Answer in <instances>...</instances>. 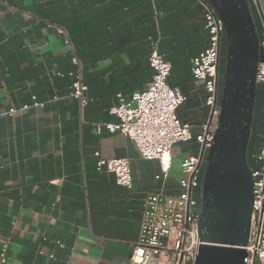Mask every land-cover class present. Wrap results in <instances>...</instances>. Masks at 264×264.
I'll return each mask as SVG.
<instances>
[{"label":"crops","instance_id":"crops-1","mask_svg":"<svg viewBox=\"0 0 264 264\" xmlns=\"http://www.w3.org/2000/svg\"><path fill=\"white\" fill-rule=\"evenodd\" d=\"M205 1L0 0V250L9 239L10 261L125 264L131 258L145 195L162 187L179 192L182 161L200 153L198 136L211 118L208 89L192 73L193 59L210 41ZM250 5L262 35L264 0ZM154 42L171 63L170 84L188 96L177 113L193 134L174 146L165 182L157 178L158 159L144 158L133 138L104 124L119 120L111 113L119 93L132 99L152 81ZM79 70L90 97L84 109L71 94L70 73ZM258 89L249 143L255 167L264 139V81ZM97 153L129 158L133 187L99 170Z\"/></svg>","mask_w":264,"mask_h":264},{"label":"built area","instance_id":"built-area-1","mask_svg":"<svg viewBox=\"0 0 264 264\" xmlns=\"http://www.w3.org/2000/svg\"><path fill=\"white\" fill-rule=\"evenodd\" d=\"M204 4L210 41L193 59L192 73L197 80L203 81L208 89L207 103L211 107V118L198 136L200 153L189 154L182 161L183 176L179 179V192H170L162 187L145 195L140 237L134 245L131 258L125 264H196L202 244L199 235L202 206H199L196 193L204 176L206 154L213 143L218 126L220 58L226 34L225 22L215 7L208 1ZM57 30L65 34V43L72 46L67 31L61 26L57 27ZM261 43L264 45V30ZM149 59L154 75L148 87L134 93L132 99H126L119 93V102L111 108V113L117 115L119 120L104 124L112 132L121 131L133 138L144 158L158 159L161 173L157 178L165 182L169 179L173 166L174 146L178 142L192 140L193 134L191 126L183 123L177 113L188 96L170 84L172 66L160 52L157 42L152 44ZM73 60L80 65L76 54ZM70 74L75 77L71 94L79 100L84 109L90 101L87 94L88 84L84 80L82 70L72 71ZM258 80L264 81V63L259 66ZM15 111V108L11 109L12 113ZM102 128V124L97 125L98 131ZM97 154L99 170L113 172L118 184L133 187L134 177L129 158H107ZM257 159L260 165L253 168V216L245 264H264V139ZM10 243L9 239L2 243L0 264H15L10 261L8 255Z\"/></svg>","mask_w":264,"mask_h":264},{"label":"water","instance_id":"water-1","mask_svg":"<svg viewBox=\"0 0 264 264\" xmlns=\"http://www.w3.org/2000/svg\"><path fill=\"white\" fill-rule=\"evenodd\" d=\"M207 1L225 22L227 58L218 126L205 158L196 264H245L254 203L248 150L264 45L250 0Z\"/></svg>","mask_w":264,"mask_h":264},{"label":"trees","instance_id":"trees-1","mask_svg":"<svg viewBox=\"0 0 264 264\" xmlns=\"http://www.w3.org/2000/svg\"><path fill=\"white\" fill-rule=\"evenodd\" d=\"M251 9H252V12H253V7H252V6H251ZM253 15H254V19H255V22H256V25H257V28H258V31H259L260 37H261V31H260L259 26H258V24H257V20H256V17H255L254 12H253ZM224 71H225V67H224V68L221 67V73H222V75H223ZM221 88H223V82H222V80H221V82H220V89H221ZM258 94H259V89L257 88L256 107H255V117H254V119L257 118V108H258V105H259ZM220 96H221V95H220ZM254 122H255V120H254ZM248 161H249V164H250V166H251L252 168H256L255 166H257V165H255V164L252 162V160H251V155H250V151H249V150H248ZM202 182H203V178L201 179V185H200V188H199V190L197 191L198 194L201 193Z\"/></svg>","mask_w":264,"mask_h":264},{"label":"rangeland","instance_id":"rangeland-1","mask_svg":"<svg viewBox=\"0 0 264 264\" xmlns=\"http://www.w3.org/2000/svg\"><path fill=\"white\" fill-rule=\"evenodd\" d=\"M226 58H227V41H226V34H225L224 35V45L222 46L221 58H220V64H221V67L222 68H224L226 66ZM221 80H222V77H221ZM219 93L221 95L222 88L220 89V92ZM180 174H181V176H183V171L182 170H181V173ZM199 188H198V190H199ZM196 196L199 199V206H202V186H201V193H199V194L196 193Z\"/></svg>","mask_w":264,"mask_h":264}]
</instances>
